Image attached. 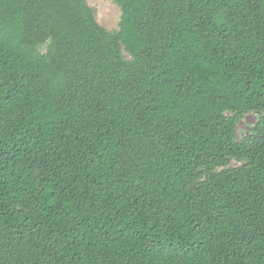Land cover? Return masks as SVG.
<instances>
[{
  "label": "trees",
  "instance_id": "trees-1",
  "mask_svg": "<svg viewBox=\"0 0 264 264\" xmlns=\"http://www.w3.org/2000/svg\"><path fill=\"white\" fill-rule=\"evenodd\" d=\"M112 1L0 0V264H264V0Z\"/></svg>",
  "mask_w": 264,
  "mask_h": 264
},
{
  "label": "rangeland",
  "instance_id": "rangeland-1",
  "mask_svg": "<svg viewBox=\"0 0 264 264\" xmlns=\"http://www.w3.org/2000/svg\"><path fill=\"white\" fill-rule=\"evenodd\" d=\"M93 10L96 22L109 32L118 29L121 12L112 0H83ZM257 116L247 115L237 126V138L247 135L248 129L256 122Z\"/></svg>",
  "mask_w": 264,
  "mask_h": 264
}]
</instances>
